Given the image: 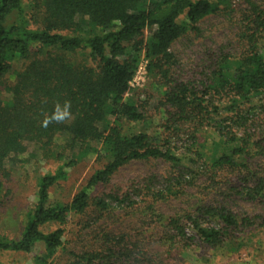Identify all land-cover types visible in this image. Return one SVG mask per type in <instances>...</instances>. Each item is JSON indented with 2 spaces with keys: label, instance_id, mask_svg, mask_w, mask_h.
I'll return each mask as SVG.
<instances>
[{
  "label": "trees",
  "instance_id": "16d2710c",
  "mask_svg": "<svg viewBox=\"0 0 264 264\" xmlns=\"http://www.w3.org/2000/svg\"><path fill=\"white\" fill-rule=\"evenodd\" d=\"M217 9L207 0H0V205L8 166L33 152L59 163L37 180L20 236H0V253L49 264L65 251L71 218L93 216L95 224L114 210L134 209L138 200L152 202L146 227L133 234L102 230L98 247L69 251L67 264H160L162 256L146 250L144 239L156 241L171 261L192 248L214 259L256 247L257 216L223 206L170 216L153 209L183 195L199 175L209 182L233 175L229 191L253 205L264 202V9L254 6L255 18L246 17L241 53L221 47L186 82L172 75L170 48L183 31L177 20L185 15L196 25ZM141 55L167 109L163 131L154 136L133 130L145 119L128 97ZM17 61L23 63L13 71ZM90 157L99 167L71 201L50 203V189ZM152 161L172 173L148 179L144 190L112 183L130 163ZM49 225L56 228L45 231ZM38 244L42 255L33 253Z\"/></svg>",
  "mask_w": 264,
  "mask_h": 264
},
{
  "label": "rangeland",
  "instance_id": "374dc122",
  "mask_svg": "<svg viewBox=\"0 0 264 264\" xmlns=\"http://www.w3.org/2000/svg\"><path fill=\"white\" fill-rule=\"evenodd\" d=\"M207 1L217 6L216 13L205 17L196 25H190L185 15L177 20L183 31L181 37L172 44L170 54L175 61L172 75L174 79L179 81L186 82L196 75L199 67L208 61L209 54L221 47L241 53L246 46V42L242 39V34L247 28L246 17L255 18L254 6L264 9V0H227L225 4H223L225 1L223 3H219V0ZM149 37V33L145 32L140 41L145 44ZM259 48L261 55L264 56V34L260 36ZM77 57L82 58L79 55ZM22 63L21 61L13 63L12 70H18ZM146 66V61L141 55L128 97L133 99L145 117L143 122L133 126V130L135 132L144 131L149 136H154L163 131L167 109L165 110L160 105L162 89L155 84L153 77L147 73ZM200 135L206 136L205 133H200ZM207 140V145H210L211 139L208 138ZM175 145L179 147L181 144L176 143ZM209 149L211 146L206 148V150ZM29 155L23 158L25 159L24 163L18 164L16 167L8 166L6 174L1 177L4 190L0 205V236L9 239H17L20 236L25 215L35 205L37 180L46 173L54 172L59 165L53 159H43L40 154L33 152L31 157ZM98 167L95 158L90 157L76 167L69 169L68 179L58 182L50 189V203H69ZM172 171L169 165L160 161L133 162L120 169L112 183L126 188L132 184L135 189L144 190L143 185L146 186L148 179L158 181L170 175ZM228 183H235L233 175L225 174L223 177L221 176V179L213 182H209L207 176L199 175L194 180V185L187 187L183 195L159 202L153 205V209L158 214L170 216L181 214L197 205L205 207L223 206L237 215L257 216L256 223L260 226L253 231V241L256 247L248 245L239 249L233 257L219 258L214 256V259H210V256L213 255L211 251L192 248L188 251L189 255L178 257V260L174 261L164 257L162 248L156 244V241L149 239L143 241L141 239L144 242L143 247L150 253L156 254L157 257L161 255L160 264H264V202L261 205L245 202L243 198L229 191ZM138 201L135 202L138 205L134 209L127 210V212L114 210L95 224L92 221L94 220L93 216L90 217V220L89 217L71 218L64 238L65 251L59 252L49 264H67L69 251L81 253L95 249L99 245V238L96 239L95 236L102 230L113 233L127 231V233L133 234L146 227L150 220L149 212L145 208L151 206L150 203L152 202L142 203ZM88 220L89 224L84 226ZM55 228V225H49L44 230L51 231ZM33 253L34 255H42L43 246L41 244L36 245ZM0 264L34 263L23 253L6 252L0 253Z\"/></svg>",
  "mask_w": 264,
  "mask_h": 264
}]
</instances>
